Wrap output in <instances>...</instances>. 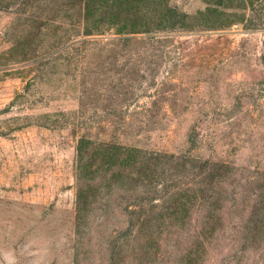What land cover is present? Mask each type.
I'll return each mask as SVG.
<instances>
[{"label":"rangeland","instance_id":"rangeland-1","mask_svg":"<svg viewBox=\"0 0 264 264\" xmlns=\"http://www.w3.org/2000/svg\"><path fill=\"white\" fill-rule=\"evenodd\" d=\"M134 10L166 25L116 30ZM81 136L222 165L139 223L151 159L97 161L75 218ZM0 264H264V0H0Z\"/></svg>","mask_w":264,"mask_h":264},{"label":"trees","instance_id":"trees-1","mask_svg":"<svg viewBox=\"0 0 264 264\" xmlns=\"http://www.w3.org/2000/svg\"><path fill=\"white\" fill-rule=\"evenodd\" d=\"M85 6L88 5L90 0H83ZM165 10L167 13L171 12L168 7L165 5ZM163 15L166 13H158L155 15L157 18L158 15ZM87 12L84 11L83 18L86 17ZM117 16V15H116ZM117 18V17H116ZM127 21L124 22L123 19L112 20V22L117 23L116 30L127 33H133L136 31H148L151 28L161 27L162 25H166L163 22H160L159 17L157 19H150L146 17L145 12L140 10H134L129 13L128 17H126ZM122 20V21H120ZM161 23L160 25H158ZM87 32V31H86ZM76 159H75V218L82 217L86 214L88 204L90 202L89 199V191L87 185L89 181L84 180L86 177L89 179L88 174L92 171L91 166L95 165L97 161H105L109 163V166L117 165L123 166L126 164L136 165L138 161L137 158L142 156L139 160L142 162L143 159H151L150 163L152 164V169L150 170L151 177L147 179V186L150 187L149 191L147 189L143 192L142 195L136 197L130 194V202L131 206L129 213L136 215V222L139 221L141 223L142 219L148 215L146 221L149 220V215L152 213L160 214L161 211L164 213H174L176 212L179 203H184L187 200H194L199 203H206L209 194H204L203 190H206V186L203 183V177H208L209 169L212 167L219 168L222 163L217 161L210 162L207 159L198 160L196 163V168L198 170L191 171L192 176L187 179H183V177H179L181 179H177L178 175L167 176L164 175L165 166H158L157 159L162 155L167 157L169 160H177L179 157H187L185 153L180 154L179 156L174 155L172 153L161 152L156 149H147L142 148L136 145H126L117 141H105V140H91L86 137H79L76 141ZM182 158V162H183ZM115 166V167H117ZM191 183H194L196 186H190ZM151 192V193H150ZM158 192L159 198L161 200L160 203L155 202L156 197H152L154 194ZM183 198L186 201H183ZM148 203L149 205L143 209V205ZM147 209V212H146ZM205 221H201L199 227H205L203 225ZM202 232L197 230V232L193 233L192 240L189 242L187 248L182 251L181 257L185 260H189L191 258L194 259L192 254L198 253V246L202 245L201 236ZM150 236L149 233L139 237L140 240H144ZM134 239H137L134 237Z\"/></svg>","mask_w":264,"mask_h":264}]
</instances>
